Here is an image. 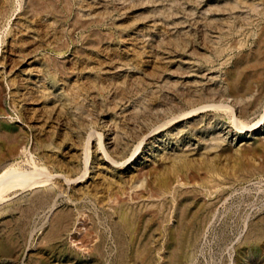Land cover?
<instances>
[{
	"label": "rangeland",
	"instance_id": "obj_1",
	"mask_svg": "<svg viewBox=\"0 0 264 264\" xmlns=\"http://www.w3.org/2000/svg\"><path fill=\"white\" fill-rule=\"evenodd\" d=\"M0 264H264V0H0Z\"/></svg>",
	"mask_w": 264,
	"mask_h": 264
}]
</instances>
